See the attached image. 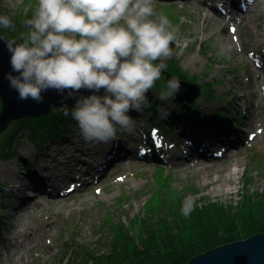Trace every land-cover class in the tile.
Masks as SVG:
<instances>
[{
    "label": "rangeland",
    "instance_id": "374dc122",
    "mask_svg": "<svg viewBox=\"0 0 264 264\" xmlns=\"http://www.w3.org/2000/svg\"><path fill=\"white\" fill-rule=\"evenodd\" d=\"M36 3L0 0V15L8 16L15 26L0 28L15 35L26 31L24 21L32 17ZM251 3L249 11L243 5L222 22L210 0H154L155 14L165 15L175 34L171 55L162 61L167 66L163 84L156 81L147 93L154 112L130 111L135 127L131 132L118 131L110 141L122 147V156L92 167L89 175L70 177L56 192L26 188L21 196L13 184L37 183L45 153L50 148H70L74 134H80L78 124L73 120L61 137L43 136L39 143L26 129L16 132L15 123L20 121L0 134V264H97L96 255L111 244V231L127 229L140 241L144 230L165 218L173 198L182 209L188 203L193 207L205 201L231 204L248 193L264 197V110L251 112L259 101L264 105L261 98H254L264 88L263 75L258 77L260 70L264 72V0ZM203 12L212 16L204 24L205 31L196 27ZM171 64L177 65L178 74L186 73L197 85L206 86L194 104L178 96L166 103L158 99L166 84L165 72L179 80L169 70ZM256 81L260 87H254ZM246 86L253 91L247 92ZM158 108H167L169 115L161 118ZM212 109L215 114L210 113ZM182 115L191 119L193 127L202 128H214L220 117L234 119L236 143L222 148L223 156L233 155L229 165L236 171L227 194H212L198 181L201 172L216 173L228 166L224 159L214 157L192 167L193 163L177 158L182 149ZM257 124L258 136L250 141L248 135ZM2 169L13 175L3 174ZM23 228L30 235L15 236ZM9 248L13 252L4 254Z\"/></svg>",
    "mask_w": 264,
    "mask_h": 264
},
{
    "label": "clouds",
    "instance_id": "9594fccd",
    "mask_svg": "<svg viewBox=\"0 0 264 264\" xmlns=\"http://www.w3.org/2000/svg\"><path fill=\"white\" fill-rule=\"evenodd\" d=\"M153 4L154 0H37L32 17L24 21L26 31L3 40L11 67L4 79L20 101L42 104L48 91L73 99L70 115L85 142L108 143L118 131L131 132L137 122L128 113L142 114L151 107L147 93L166 69L162 61L171 55L175 39L169 19L155 14ZM0 27L15 26L0 15ZM180 90L181 83L170 78L158 99L166 103ZM82 91L93 94L79 95ZM157 111L161 118L169 115L167 108ZM191 210L188 203L182 213L188 216Z\"/></svg>",
    "mask_w": 264,
    "mask_h": 264
},
{
    "label": "trees",
    "instance_id": "16d2710c",
    "mask_svg": "<svg viewBox=\"0 0 264 264\" xmlns=\"http://www.w3.org/2000/svg\"><path fill=\"white\" fill-rule=\"evenodd\" d=\"M0 35L8 39L18 37L1 28ZM171 65L168 67L169 70L179 80L193 81L186 73L178 74L177 65ZM157 82L163 84L162 75ZM204 88H206L205 85ZM145 109L148 112H154L152 105ZM71 110L72 107L69 106L55 108L48 116L15 123L19 126L15 130L19 132L21 128L26 129L37 143L43 136L58 139L66 128L73 124ZM65 111H68L69 115L66 116ZM168 204L170 210L165 218L158 219L156 223H152L151 230H144L141 233L142 244L140 245L136 243L139 241L136 236L130 234L127 229H122L120 232L111 231L113 233L111 244L107 251L96 255L97 264H185L192 257L213 247L264 233L263 196L250 193L239 195L238 199L231 204L205 201L193 205L188 216L183 215L175 198Z\"/></svg>",
    "mask_w": 264,
    "mask_h": 264
},
{
    "label": "bare ground",
    "instance_id": "6f19581e",
    "mask_svg": "<svg viewBox=\"0 0 264 264\" xmlns=\"http://www.w3.org/2000/svg\"><path fill=\"white\" fill-rule=\"evenodd\" d=\"M210 1L215 7V12L220 14V18H218V20L224 22L226 21V17L228 18L227 15H233V13L243 5L244 7H246L245 10L248 9L249 11V8L252 5L251 2L253 0ZM211 17L212 16L209 13L204 14L203 12V17L200 19L199 23H197L196 27H198L202 31H205L204 29L206 27L204 24L206 23L207 19H210ZM221 17H224V19H222ZM239 17H242V15L240 14ZM237 23H240V21ZM234 27L235 28L232 29L233 31H235L236 29V26ZM218 31L219 29L215 33L219 34ZM256 67L259 68L257 66V63ZM261 75H263L262 79H264L263 70H260V72H258V77H260ZM254 87H260L257 81ZM245 88L247 92L253 91V88L249 90L248 86H246ZM240 90H242L241 86ZM254 98H261L260 100L264 101V88L260 89V94H254ZM256 110H259L261 112L264 110V105L262 102L259 101L256 105H254L251 112L254 114ZM210 113L215 114L216 110L212 109ZM183 115L180 117V121L183 124V128H180L182 129L180 132V142L182 143V149L181 152L177 154V158L184 159L185 161H187V163H193L192 167H195L198 164L211 161L212 159H214V157L224 159L228 166H225L223 169H221L220 172L216 173L208 174L206 172H201L200 174L203 175L201 176V178L198 179V181L200 185H207V191L212 194H227L228 192H230V185L234 181L236 171L232 166L229 165V162H232L230 160H233V155L226 154L225 156H223L222 148L229 144L236 143L234 135L237 130H234L232 128V123H235L234 119L230 116L227 117L228 120L226 117H220L218 119L220 120L219 123L214 128H202L200 126L193 127V125L190 123L191 119L183 117ZM185 116L189 117V115L186 114ZM259 131L260 129L258 127V124L257 126L252 127V133L248 135L249 140L254 141L258 136ZM74 136V138L76 139H72V141L70 142V148H64L62 150L50 148L47 153H45L46 157L44 158L43 162L39 165L38 174L36 173V177L38 178L39 176L40 178L37 182L38 184L33 183L32 181H29L30 183L28 184L21 182L13 184V187H15L17 193L23 196V193L26 188L40 189L45 192L46 190L56 192V190H58L60 186H62L64 182L70 177H75V179H79L81 177L87 176L89 175V173L92 172V167L95 168L96 165L98 167H101V165L104 164L107 159L121 157L123 154L121 150L122 147L120 148L117 146V144H113L112 142L88 143L84 141L81 134L77 133L76 135L74 134ZM187 156L189 157V159L186 160ZM183 163L178 162L177 165ZM2 172L3 174H8L9 176L13 175L12 171L8 169H2ZM51 223V221L47 222L46 226H50ZM26 230V228H23V231L20 232V234H17L16 232L15 236H18L20 238L23 236H29L30 233H27ZM15 231L16 230L14 229L13 233ZM10 252H13V250L9 248L4 252V254Z\"/></svg>",
    "mask_w": 264,
    "mask_h": 264
},
{
    "label": "water",
    "instance_id": "95a60500",
    "mask_svg": "<svg viewBox=\"0 0 264 264\" xmlns=\"http://www.w3.org/2000/svg\"><path fill=\"white\" fill-rule=\"evenodd\" d=\"M0 134L8 126L17 121L48 116L55 108L61 106H74L73 99L64 100L55 91L43 93L44 103L37 104L31 99L20 101L18 93L10 89L9 82L4 79L5 74L11 72L10 53L0 36ZM16 73H13L15 75ZM168 79L172 78L168 74ZM181 83V90L176 96L182 101L194 104L203 93L202 85L193 81L178 80ZM93 93L82 91L79 95H91ZM103 94V90L97 95ZM66 95V94H65ZM185 264H264V233L253 235L247 239L235 241L213 247L201 254L192 257Z\"/></svg>",
    "mask_w": 264,
    "mask_h": 264
}]
</instances>
